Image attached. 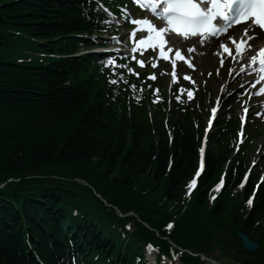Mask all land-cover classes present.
<instances>
[{
  "label": "trees",
  "instance_id": "16d2710c",
  "mask_svg": "<svg viewBox=\"0 0 264 264\" xmlns=\"http://www.w3.org/2000/svg\"><path fill=\"white\" fill-rule=\"evenodd\" d=\"M86 15L77 0H0V51L34 48L61 56L47 65L0 61V264H71L67 233L85 248L77 251L83 259L100 254L102 264L120 257L135 264L131 253L141 250L139 242L168 250V221L175 223L174 243L201 252L225 248L235 230H254L259 252L239 258L264 264V179L248 218L245 201L259 176L242 197L234 193L246 167L244 150L232 160L227 133L212 134L205 172L188 198L200 131L180 112L167 127L162 110H129L92 59L63 58L79 49L74 36L92 33ZM224 166L227 183L214 201L210 189ZM115 207L151 230L136 223L126 241L130 219Z\"/></svg>",
  "mask_w": 264,
  "mask_h": 264
},
{
  "label": "snow or ice",
  "instance_id": "6c2138e0",
  "mask_svg": "<svg viewBox=\"0 0 264 264\" xmlns=\"http://www.w3.org/2000/svg\"><path fill=\"white\" fill-rule=\"evenodd\" d=\"M137 5L144 8H150L154 16L166 21V25L159 27L153 23V21L142 18V19H132L131 23L134 25H144L146 29L141 28L137 31H146L153 35H149L147 39H140V45H146L155 49L159 48L160 56L167 59L168 56L165 55L166 50L168 52H174L178 59L184 60V49H175L174 47L168 48L169 40L168 35L172 32L182 35L185 39L191 36L200 35L202 37L201 43L204 42L205 37H219L228 33V30L236 24L248 25L242 29V35L237 40L235 36H230L229 41L231 45L235 46V52L233 48L229 46V43H221L220 48L223 52L229 56H239L241 60L244 59V53L251 50L252 45L249 41L255 39V35H249L250 31H253L255 27H259L264 31V0H133ZM161 6H163L161 8ZM219 20V24L216 21ZM251 21V24L248 22ZM137 31L130 33V38L136 40ZM188 51H195V46H192ZM219 54V53H217ZM135 59V56L132 57ZM258 63V70L262 75L256 83L264 81V47L258 49L257 54H253L250 57V63L255 66ZM103 63L110 67L116 68H127V65L118 64L116 60L107 59ZM191 64V61H188ZM139 65L141 67L145 66V61L140 60ZM221 65H223V59H221ZM153 64V67H156ZM247 66H242L241 71H245ZM129 72H133L137 77L139 73H135L133 69L128 68ZM175 77V72L172 73ZM149 79H156V76L150 75ZM186 79H191V77H185ZM123 80V76L120 77ZM119 81L117 79L110 80V83L117 84ZM127 83V81H124ZM193 83H195L193 81ZM130 87L135 91L136 85H130ZM255 87V85H253ZM140 91H143L141 88ZM159 91L158 89L156 90ZM183 91V89H182ZM259 94H264V88L260 89ZM191 93H189V98H191ZM215 111V109H213ZM245 112L247 109L244 110ZM201 153H203V148H201ZM203 164H201V170ZM199 172L197 176H199ZM196 180L193 179L189 184V195L191 193V188L195 186ZM223 185V180L221 184L217 185V191ZM243 183L240 187H243ZM215 199V197H213ZM251 205L252 200L247 201ZM172 224H168L167 228L171 229Z\"/></svg>",
  "mask_w": 264,
  "mask_h": 264
},
{
  "label": "rangeland",
  "instance_id": "374dc122",
  "mask_svg": "<svg viewBox=\"0 0 264 264\" xmlns=\"http://www.w3.org/2000/svg\"><path fill=\"white\" fill-rule=\"evenodd\" d=\"M27 50H29V49H27ZM16 56H17V54H16V52H15V50L14 49H10V48H7V49H4V50H2V51H0V61H12V59H15L16 58ZM217 65L214 63L213 65H212V70L216 67ZM208 71H210V69H208V68H205V69H203V73H204V75L206 74V72H208ZM203 75V79H209L210 78V76H208L207 78H206V76H204ZM217 75H218V73H216V75L213 77V79H209L210 81H209V83L208 84H206V85H203V84H201L200 85V88L202 89V88H204L205 89V92H208L207 93V96H206V101H205V103L198 109L199 110V112L200 113H202L203 111L205 112V108L208 106V105H210L211 104V102H212V100H213V98L214 97H216L217 96V93H218V90H219V86L220 85H226V83H227V80H225V78L224 79H222V80H220L219 78H217ZM223 82V83H222ZM228 96V94H226L225 95V97H224V99H226V97ZM206 105V106H205ZM205 106V107H204ZM205 114V113H204ZM203 114V115H204ZM260 125L264 128V125H262V123H260ZM257 148L259 149V148H261L260 150H261V152L260 153H254V155L252 156V159H256L257 160V158H260V164L259 165H261V164H263V162H264V136L263 137H260L258 140H257ZM259 165H257V166H259ZM253 236V235H252ZM233 243V242H232ZM234 247H235V243H233V245L230 247L232 250H235L234 249ZM233 252L231 251V254H232ZM226 256H229V255H226ZM211 257H214L215 259H217V260H219L221 263H223V264H233V262H232V260H230V259H225V258H223V256H222V254H221V252L217 249V251L216 252H214V254H211ZM230 257V256H229ZM208 264H213V263H211V262H208Z\"/></svg>",
  "mask_w": 264,
  "mask_h": 264
},
{
  "label": "water",
  "instance_id": "95a60500",
  "mask_svg": "<svg viewBox=\"0 0 264 264\" xmlns=\"http://www.w3.org/2000/svg\"><path fill=\"white\" fill-rule=\"evenodd\" d=\"M237 234L243 239V242H244V245L247 249H252V250H258L259 249V246L256 245V244H252L250 242V239L247 235L245 234H242L241 232H237Z\"/></svg>",
  "mask_w": 264,
  "mask_h": 264
},
{
  "label": "bare ground",
  "instance_id": "6f19581e",
  "mask_svg": "<svg viewBox=\"0 0 264 264\" xmlns=\"http://www.w3.org/2000/svg\"><path fill=\"white\" fill-rule=\"evenodd\" d=\"M210 49V53H208L206 56V59L209 61L214 59L213 52L215 51V46H211Z\"/></svg>",
  "mask_w": 264,
  "mask_h": 264
}]
</instances>
